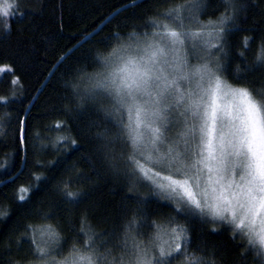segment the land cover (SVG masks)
<instances>
[{"label":"trees","instance_id":"1","mask_svg":"<svg viewBox=\"0 0 264 264\" xmlns=\"http://www.w3.org/2000/svg\"><path fill=\"white\" fill-rule=\"evenodd\" d=\"M139 1L0 0V264H38L41 229L57 260L133 264L168 234L167 264H264V247L141 175L127 109L101 84L126 44L222 21L219 75L264 111V0Z\"/></svg>","mask_w":264,"mask_h":264},{"label":"rangeland","instance_id":"2","mask_svg":"<svg viewBox=\"0 0 264 264\" xmlns=\"http://www.w3.org/2000/svg\"><path fill=\"white\" fill-rule=\"evenodd\" d=\"M223 26L169 27L128 43L112 56L101 84L127 109L141 175L166 199L229 224L262 248L264 111L219 75ZM34 243L38 264H97L86 254L54 259L56 237L48 229ZM178 245L159 236L133 264H167Z\"/></svg>","mask_w":264,"mask_h":264},{"label":"water","instance_id":"3","mask_svg":"<svg viewBox=\"0 0 264 264\" xmlns=\"http://www.w3.org/2000/svg\"><path fill=\"white\" fill-rule=\"evenodd\" d=\"M140 1H142V0H140ZM140 1H139V2H140ZM137 3H138V2H137ZM119 11H120V10H118L117 12H119ZM117 12H116V13H117ZM116 13H114V14H116ZM114 14H113V15H114ZM113 15H111L109 18H107V19L103 22V24H101V25L97 28V30H96L94 33H96V32L98 31V29H100V28L102 27V25H104L105 23H107V22L113 17ZM91 35H92V34H91ZM61 60H62V59H61ZM61 60H60V61H61ZM55 67H56V66H55ZM24 119H25V117H24ZM24 119H23V123H24Z\"/></svg>","mask_w":264,"mask_h":264}]
</instances>
